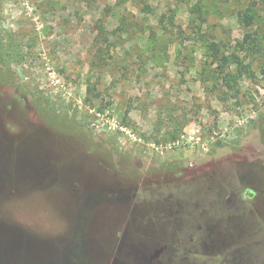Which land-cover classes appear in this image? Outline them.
I'll return each mask as SVG.
<instances>
[{"label": "rangeland", "instance_id": "obj_1", "mask_svg": "<svg viewBox=\"0 0 264 264\" xmlns=\"http://www.w3.org/2000/svg\"><path fill=\"white\" fill-rule=\"evenodd\" d=\"M0 18V144L48 162L10 210L27 242L159 264L143 246L174 224L165 264H264V0H0Z\"/></svg>", "mask_w": 264, "mask_h": 264}, {"label": "trees", "instance_id": "obj_2", "mask_svg": "<svg viewBox=\"0 0 264 264\" xmlns=\"http://www.w3.org/2000/svg\"><path fill=\"white\" fill-rule=\"evenodd\" d=\"M240 16L246 27L253 24L254 16L252 14L245 12ZM249 40L253 42L255 38L252 34L246 33L241 47L245 48L244 44ZM236 62L239 63V59ZM34 136L36 135L33 134L30 138H34ZM25 142L28 143L29 141L24 140L23 143ZM11 147L12 145L9 141L4 143V164L0 163V252L5 254L0 257V264H55L48 261V252L55 250L56 254H59L57 248H64L63 244H55V241L48 242L44 238L36 239L34 244L27 242L32 241L27 234H24L27 230L15 225L13 218H11L12 212L10 211L20 205L25 206L24 204L29 202V196H19L21 191L35 186L43 188L46 185L45 176L48 174V162L30 151L24 150L25 148L21 151H14ZM79 205L81 206L80 213L84 217L88 211L86 213V210H84L86 207L84 202L82 203V197L79 198ZM121 208H123V205L116 208L114 213ZM82 224L86 225V223ZM72 251H74L73 247ZM74 252L71 253L69 248L66 249L64 256H61V259L56 264H82V262L77 260ZM15 253L22 254V258L14 259V256L12 257L11 255ZM26 255H33L34 258L24 257Z\"/></svg>", "mask_w": 264, "mask_h": 264}, {"label": "flooded vegetation", "instance_id": "obj_3", "mask_svg": "<svg viewBox=\"0 0 264 264\" xmlns=\"http://www.w3.org/2000/svg\"><path fill=\"white\" fill-rule=\"evenodd\" d=\"M0 20H1V18H0ZM0 28H1V26H0ZM0 32H1V29H0ZM0 63L2 64L3 62L1 61ZM1 87H4V85H1ZM0 151L3 153V143L0 144ZM1 161H2V158H0V163H1ZM111 193H113V192H111ZM119 194H120V197L117 198V203H122V205H123L129 200L130 195L128 193H124V191H123V193L119 192ZM245 194L248 195L249 193L245 192ZM251 194H252V192H251ZM111 198L112 199L110 201H114L115 198H116V195H114V193H113ZM244 199L245 198H244V195L242 194V192H237V191L233 190L230 194H228V197L225 200V203H224L225 208L222 207L221 209H223V210L226 209L227 210V209L239 208L240 206L244 205ZM97 201L99 203L101 202L99 199ZM157 204L163 205V206L166 205V204L168 205L167 208L162 207L163 209H161L160 211H163V212L166 211V212L172 213L174 211L175 212H180V210H181V209H179L181 206L178 205L176 202L171 203L170 201H167V203L165 204L164 201H161V203L157 202ZM176 205L178 206V209L175 210L174 208H175ZM218 208H220V207L216 206L213 209V206H212V208H210V213H207V216H206V218L208 219L207 220L208 221L207 226L210 229H213L212 226H214L213 225L214 221H215L214 218L217 215V213H215V211ZM257 212L259 214H262V212L260 211L259 208H257ZM82 227H85V226L83 225ZM171 227L172 228H169V229H161V228L156 226L155 229H153V228L151 229V231L152 230L154 231V233L152 235L153 239L150 238V240H148L147 243L143 246L145 248L142 251L143 262H145L147 260V263H148V262L156 260L159 264H165V263H168V262L172 261L171 257L173 256L174 253L170 252V255H165V253H166V250L168 248V245H167L168 242L169 241L170 242H175L176 241V229L178 227L176 225H174V224H172ZM166 231L170 232L169 237H167ZM148 233L150 234L149 231H148ZM214 241H215L214 238L210 239L211 245L214 243ZM162 243H164V244H162ZM87 246L84 247L80 243V247L81 248H87ZM72 247H73L74 251L76 252L77 251L76 247L75 246H72ZM153 247L155 248V250L153 252H151V249ZM77 249H79V246L77 247ZM108 258L109 257L106 258V255L104 254L102 256V258H100V259L95 258V260H97V261H95V263L96 264H101L102 262L106 261V259H108ZM77 260L79 262H83V260H81V259L77 258Z\"/></svg>", "mask_w": 264, "mask_h": 264}]
</instances>
